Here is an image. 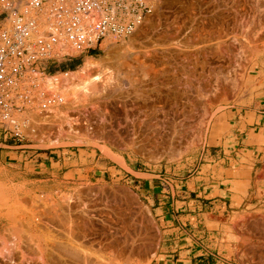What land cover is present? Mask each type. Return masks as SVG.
Instances as JSON below:
<instances>
[{
    "label": "rangeland",
    "instance_id": "1",
    "mask_svg": "<svg viewBox=\"0 0 264 264\" xmlns=\"http://www.w3.org/2000/svg\"><path fill=\"white\" fill-rule=\"evenodd\" d=\"M189 1L188 0H154L155 2L154 9L151 15L149 16L150 22L149 21H147L146 23L144 22V24L137 30V32L133 36L123 41H118L117 39L112 37L107 38V40H105L104 42V45L105 44L106 45L105 46L103 45V50L97 51L98 54H100V56H98L97 59L92 57H86L90 52L81 55L80 54L81 52L79 51L80 53L78 52V54H73L76 55V58H79L81 61V65L80 67H78L76 71H79L81 69L86 59L88 58H92L94 60L100 61L102 59H105L104 57H107V55L112 53L113 56L115 57L112 60L114 62L111 63L109 67L111 68V70L108 75L112 79L116 76L118 78L122 76L123 79L119 78L121 80L119 81L122 83H124L126 80V82L124 83L125 84L124 88L119 92L122 93L125 90L123 94L125 95L126 93L129 94L131 99L132 97L134 98L139 95L140 96L145 95L144 93H142L143 89L145 90L144 92L146 93V91L149 88L146 87L131 88L130 85L128 84V81L132 78V75L134 78L136 77L140 80H141V78H139L140 76L142 77V79H145L142 70L140 71L136 70L137 72L134 69L133 72L132 70L125 71L127 68H124L125 67L124 64L130 63L131 65L134 64L135 66L136 60H138L137 57H142L141 55H144L143 58H146L148 61H146V59L144 60L140 58L141 60L147 62V64L150 63L149 65L146 64L148 67L151 65V63H154L153 61H155L156 59L153 58L155 57V55L153 54L160 52L158 47L161 46L160 43L162 44L161 41H159V43L157 42L158 37L156 32H158V30L159 31L165 30L164 28L166 27L167 28L171 27V29L173 30L174 29L173 27L175 25H178L179 28L178 26H176L175 29L176 28H178L177 30H181L180 28L184 29V30L182 29L179 32L181 36L183 32L186 33L185 29H187V25H188L187 32H190L189 29L192 27V24H190L191 22L190 20H188L189 14H187L188 9H186L189 8L187 7V5L189 6L190 4ZM248 2L250 4H247L248 6L246 5L247 11L250 10V8H252L251 12L253 9L254 11L256 9L257 10L256 13L258 14L259 11L258 6H260L259 3L261 1L259 2L257 0L251 1L254 4L258 2L256 4L257 7L255 8L254 6L252 7V3L249 0ZM240 5L238 7L241 9H239L236 5H234L236 6V8L231 11L232 16L235 13L233 17L238 15L236 22H235L236 17L233 20L231 14L229 15V18L232 17V19L229 20V18H227L226 20L227 22L228 21L232 22V20L234 21V23L226 22V24L228 25L230 24V25L229 27L225 28V30L227 29L231 30V31L228 30V32L230 31L228 37L229 39H231L233 36L234 42L232 43H234L233 44L234 47L233 46L228 47L230 49L233 48L232 50H229L228 48L225 49L224 47L223 50L224 49L225 50L224 51L222 49L221 50L225 52V54L228 53L230 57L227 54H226L227 56L223 55L224 53L221 52L220 50L219 51L221 52L220 54L223 53L222 54L223 57L221 58H220L221 55L219 54L218 59L220 58L221 59V60L219 59L220 61L216 60L217 59L216 56L218 54L217 52L214 53L215 51L212 52L216 56L212 54L211 57L209 58L211 62L213 59L215 60V61L213 60L214 63L212 62V67H214L213 69L215 70V72L212 71L213 69L212 70L210 69L211 70L210 71L208 66H205L206 68L201 69L203 66L202 64L199 65V67H201L199 69L198 66L197 67L192 66V65H198L203 62L202 61L203 58L200 59L201 56L203 57V55H201L200 53L202 52V49L200 48H203V44L200 45L198 44L197 46L188 43L184 45L183 43V46L180 47L179 51H177L178 53L172 52V55L170 54L168 56V57L171 56L173 58V59L172 58L168 59V61L171 64L172 69L176 71L175 73L176 75H172L174 74L173 71L170 74V76H172L171 80L172 78L174 79V81L173 80L171 81V84L173 85L174 83H176L177 79H180V81L178 80L180 85L177 82L176 83L177 86L173 85L174 87L172 86V90L176 91L174 89L180 86L176 89L180 90L182 92V95L185 94L183 96H187L188 98H191V102L189 104L187 103V105L185 104L184 108H187L186 110H189V112L191 111L192 113L191 114L187 112L186 114L189 115L191 114L190 115L191 117L194 115V118H191V121L193 122L190 123L189 121L188 123L190 125L188 124L189 126L187 128L182 127L183 131L187 129L186 131L184 132L182 130L179 131L178 128L179 133L181 131L184 133V134L182 133V136H180V134L176 131L177 128L170 123L167 124L170 125V127H172L173 130L169 126L168 128L166 126L167 125L166 123H165L166 125L164 126H166L168 129L163 127L162 130L161 128L163 124L160 123L161 125L160 132H162L161 134L159 132L160 129H158L160 125L158 127L154 126L153 129L152 128L150 129L149 126L148 128L150 130L146 129L145 131V129L142 128L139 129L138 131L137 129H133L125 125L124 122L121 123L115 119L111 120L109 115L105 119L106 117L105 112H101L100 114L90 115L89 116L90 119H89L88 117L86 118V115L84 114V110H88L90 108L86 109L82 105L77 106V103L75 104L76 107H74L75 105L73 106V108L67 107L65 104H63L60 101L61 98L60 92L59 93L57 92L55 94L49 90L47 92L46 88H45L46 90L43 89L44 86L41 85L42 84L41 82L45 83L48 77H54L55 75L63 74L65 72H72L70 70L63 71L61 70L60 67L62 64L69 62V60L67 61L62 60L59 67H55L51 65L48 66V68L45 71L40 72V71L32 70L27 74V81L24 83L25 86L29 87L30 96L27 99L25 98V100L20 104V109L14 110L11 113V115L15 116V119L17 120L20 126L23 136L21 138L15 136L13 133L15 131L14 130L15 128L9 123V121L6 122L8 125L5 126V123H3L5 121L0 117V136H2L0 142H3L5 144H10L9 142H16L17 144L30 145L27 147H23L21 150H31V151L41 150L44 152H49L50 150H58L62 155L65 153L69 154V152H72L71 155L74 156V158L79 159L78 161L79 163L76 166L78 172L76 177L71 175L69 176L68 179L73 180V182L62 183V185H65L67 187H62L60 185L56 186V188H59L57 191L27 192L23 189V186H21L20 188H15L13 190H11L10 188H3L0 186V250L1 251H4V253L6 252V254L12 253L11 254L12 256L14 255L16 256V254L18 253L19 255L17 254L16 257L18 261L16 262L18 264H21L22 263L21 259L24 257V255H26V258L31 257L32 254L35 252L33 251L34 249L31 247L32 242L29 240L28 237L29 235H31V233L34 235H38L41 238L44 237L48 238L49 235L47 233L50 232L52 237L56 241H58L60 238L63 237L60 235L61 234L63 235L64 230H65L64 233L66 235L68 233L75 236L89 235L91 232V226H89V221H90L89 218L92 219L93 216L89 217L87 215L88 211L91 213L96 212L93 218L94 224L99 222L100 224L99 223L98 224L100 226H103L104 224L109 228H110L109 225L112 226L111 230L113 231H111L110 229H106L103 226L105 232L109 233L107 230H110V232L117 231L116 233L115 232L114 233L118 234V236L112 237L113 240L114 238L117 239V237L120 236L123 237L124 239L125 235L123 236V234L127 233L128 231L126 229L127 232L126 231L124 232L125 229L120 228L121 227L120 219L122 215L120 216L118 214L119 213L118 211H121L122 214H124V209L128 208V210L131 211L128 212L126 210V212H128L130 216L136 214L133 215L132 219L134 223L135 220L137 221L135 225L132 222L133 223L132 228L134 229L135 227H137L136 229H138L139 227L138 230L136 229L133 230L131 228L132 232L131 231L129 232H131V234L133 233V231L136 234L137 232H139L138 233L139 235L136 236V241L134 244L137 243L135 246L137 245L139 246L140 245L139 243H141L142 246L140 245L139 248L138 246L137 248L135 247L136 248L134 249L135 251H130V252L128 251V253L125 256H119L117 259L120 264H151L152 262L151 260L156 253L157 246L159 243L160 226L157 217L154 215L153 210L151 209L148 199L146 198L145 194H143L142 191L138 189L137 184H139L138 183L139 179L135 175L136 172L138 171L147 172L149 173V175H146L148 178L147 180L163 181L165 186L167 187H171L170 184L172 185L174 184V182H172L171 180H178L179 181L178 185L180 186L183 184H187L186 180H189L192 177L207 176L209 169L212 170L213 166L212 165L203 166V164L210 163L209 160H205L206 159L205 156L209 152H211V156L209 157H212V160L219 157L216 155H219L220 150H223L225 148L224 144H228L229 140H231V136L229 135V133L232 132L231 131L232 124H235L237 118L245 116L247 113L254 110L256 107L259 108L261 104H264V43L260 45L261 47L259 46L256 47L253 46L252 44H248L246 40L243 39L244 37L243 32H245L246 30L245 27L246 25H244L246 23L244 22V19L246 18L244 16L246 15L245 13H243L244 12L243 6L240 7ZM237 8L238 10H240L238 11V13L240 12L239 14L236 13ZM262 8L263 6H260V10H262ZM157 22H159V25L156 26L160 28L157 27L158 29L156 30V28H153V26H155ZM55 23L56 22H53L52 24L55 26V28H53L54 31H56L57 29ZM184 23L185 24L187 23V25L185 26ZM226 24L224 25V27L226 26ZM233 28L234 30H232ZM167 30L172 31L169 29ZM242 30L244 31L241 32ZM185 33L183 35L186 38V36H188L189 34H185ZM234 37L236 38L234 39ZM180 38L181 37H179V40H181ZM184 39H182V41ZM235 40H237L238 42ZM192 46L195 48H193ZM224 46L227 47L228 45H224ZM182 48H185L184 49L185 51L184 50L183 51L186 52L187 50V53H189L191 48L190 52L191 54H193V56L195 55L194 54L195 51L201 50L198 51V54L195 52L197 55L195 56L197 64L195 61V57L193 58L192 56L187 55V53H186L187 56H185L184 52L182 51ZM192 48L195 51L192 52ZM145 50H148V52L152 50V53H150L151 52L150 51L147 54L149 55L148 58L147 55L145 54V52L147 51ZM153 50H155L156 52L154 51L155 52L154 53ZM180 50L182 52H180ZM226 50H228V52H226ZM229 51H231L232 54L231 52L229 53ZM182 53L184 54L185 57L188 56L189 57L185 58ZM199 53L201 56L199 55ZM79 54L81 56H78ZM151 54L153 55L152 56L153 59L150 58ZM179 55H182L181 56L182 59L179 58L180 57ZM173 56L176 58H174ZM230 58H232L231 59L232 61L230 60ZM171 59L173 61V62L171 61L172 63L170 62ZM191 60L193 64L190 63ZM174 62L177 67L172 65L174 64ZM213 64H215V66L217 67L216 69L215 66H213ZM173 67H175L176 69ZM194 67H196L197 72L195 71ZM190 68H193L195 72L192 71L193 69ZM112 69L114 70L113 72ZM206 69H208L210 73ZM117 70L119 71L118 74H117L118 72ZM198 70L200 72L204 70L202 74L204 75L206 73L205 74L206 76L203 77V75ZM50 72L52 73L49 74ZM126 72L128 73L131 72V74L133 73L132 75H130L131 78ZM199 74L202 76H200ZM125 75L128 76L129 80H127L128 78L124 79L127 77ZM177 75L178 78L175 79L174 77L175 76L177 77ZM118 78L117 79L114 78V79L118 81ZM110 83L108 89L111 87L110 85H113V82L112 84ZM117 83L118 82H116V84ZM112 87L114 88V86ZM138 89L141 92L139 91V93L137 92L138 93L137 94L136 91H138ZM151 89H153L152 86L148 90L149 93L151 92ZM166 91H168V88L166 89ZM119 92H117L116 94H118ZM120 100H122V98H120ZM192 101L193 102L196 101V102L193 103ZM94 104L97 103L94 102L87 107L90 106L92 107V105ZM53 111L55 112L52 113ZM61 112L62 113L66 112L68 115H70L73 118L70 125H67L65 121L63 123L62 120H64L65 118H60V116L62 117V115H59L62 114ZM186 114L184 118L187 116ZM55 121L57 122L54 123ZM194 121L197 123H195ZM49 122L52 124H50ZM194 123L197 125H195ZM54 125L55 128L52 129ZM155 127L158 130L155 129ZM154 130H157L159 134L156 133L157 131H155L154 133ZM174 130L178 134L177 136L175 135L176 133ZM62 131L64 132V134H62L63 133ZM87 134L90 135V137H86ZM3 148L4 150H8V151L16 150L7 147H3ZM236 148H239V145L238 146L236 145ZM106 160L111 161L112 167L110 169L106 167L107 165H104L102 163L103 161ZM10 163L14 164V162L10 159H6V160L4 159V161L1 160L0 170L10 171L12 169ZM212 163L214 162L212 161ZM13 173L0 172V179L8 178L10 179V181H13V179L11 178V176L15 177V174ZM56 173L57 172L53 173L50 171L49 174L47 173L46 174L47 177H51L53 174ZM150 174H157L161 176L154 177ZM262 175L264 176V170ZM195 180L201 185L202 179L197 178ZM51 184H53V182H51ZM60 188H65V189L60 190ZM110 197L112 200L109 199ZM115 200L117 202H113ZM113 203L115 205L116 203L117 204L120 203V205L122 204L121 206L125 208L123 209L121 207V209H123L121 210L119 209V207L117 208ZM83 209H87L88 211L86 210L84 211ZM85 213L87 216H85ZM98 214H100V216ZM118 215L119 217H117ZM251 215L252 216H250V221H252V224L241 226V228H243L246 232L248 229L251 230V232L249 233V236H251L250 246H248L249 241H247L244 243L245 245H243L241 249L239 248L244 236L237 228L239 231L238 235L241 238L239 239L240 243L236 248L234 255L231 256V258L235 260L229 259L232 262H239V264H264V211L259 214H251ZM246 218H248V216L244 217L243 219L246 220ZM113 220L116 221L115 224ZM102 222H104V224ZM116 223L119 224V227L118 224ZM98 224L95 225V227L96 228L98 227L97 229L99 230H97L96 232L100 231L99 232L100 234L97 233L98 235L96 236L101 237L103 235L101 231L103 230H101L102 228L100 229V226ZM113 227L115 228V230L113 229ZM116 228L120 230L118 231ZM141 228H143L142 231ZM140 232L142 233V235L140 234ZM15 233L17 234L19 233L18 237H16L17 234ZM114 233L112 234L109 233L108 235L110 236L113 235ZM103 236L105 237V235ZM121 237L119 239H122ZM59 241H64V240L61 239ZM13 242L16 244H13ZM129 242L131 243V241ZM153 243L155 244L153 245ZM143 245L144 246L147 245L148 247L146 246L144 249ZM28 247H30L29 248L30 250L28 249ZM22 248L23 250H25V252L22 250ZM148 248L151 250L150 254L147 253ZM27 249L29 250V252L26 253V251H28ZM30 251L32 254L30 253ZM55 252L58 253V250L56 249ZM112 255L114 256L113 251H111L110 254L107 255V257H112ZM15 256L13 258L16 260ZM0 262L5 263L4 261H2V259H0ZM7 264H9V262H7Z\"/></svg>",
    "mask_w": 264,
    "mask_h": 264
},
{
    "label": "bare ground",
    "instance_id": "2",
    "mask_svg": "<svg viewBox=\"0 0 264 264\" xmlns=\"http://www.w3.org/2000/svg\"><path fill=\"white\" fill-rule=\"evenodd\" d=\"M249 1L251 2L252 0H249ZM257 1L258 2L261 1L259 4H260V6H263V8H262L263 11L260 10V6H258V9H259L258 14L256 13L257 12L256 9H255V11L253 9L252 12H251V9L252 8H250V7H249L250 10L247 11L246 5L247 4H250L248 2V0H198V1L197 0H190L189 1L190 4L188 2L189 6L187 5V7H189V8H186V9H188V11H189V12L187 11V14H189V19L188 20H190V22H191L190 24H192V27H191L192 29L190 28L189 29L190 32H187L188 25H187V23L186 24L184 23L185 26L187 25V29H185L186 30V33L183 32V31L182 32H183V34L184 33L185 34H189L188 36L185 35L186 38L184 37L183 34H181V36H180L179 32L183 28H180L181 30H177L179 28L178 25H175L174 27L171 25L174 28L173 30L171 29V27L170 28H167L166 27V28H164L165 30H162V28H161L162 31H159V30H158V32L155 31L157 33V37H158L157 38V42L159 43V41H161L162 44L160 43L161 46L158 47L160 52L159 53H156V54H153V55H155V57H153V58L156 59L155 61L152 60L154 63H151V65L148 67L147 65H149L150 63L147 64V62L141 60V59H144L145 60L146 58H143L144 55H141L140 54L142 57H137L138 60L135 59L136 60L135 66H134V64L131 65L130 63L129 64L125 63L124 64V66H125L124 68H127V69L125 70V69L121 68V69H123L125 71H127V70H130L131 71L132 70V72H133V69L135 71L136 70H139V71L142 70L143 76H145V79H142L141 76L139 77V78H141V80L138 79V78H136V77L134 78L133 75H132L133 73L131 74V72L130 73L126 72V73L129 75V77H130V75H132V78L130 77L131 79L129 80L128 76L125 75L127 77L124 78V79H127L128 78L127 79V80H129L128 81V84L130 85L131 88L132 87H135V88L136 87H140V88H145L146 87V88H149L150 89L151 86H152L153 89H151V92L154 90L155 93H154V91L152 93L151 92L149 93V91H148L149 89L145 93L144 92L145 90L143 89V92L142 93H144L145 95H141V96L139 95V96L134 97V98L132 97V99H131V97H130L129 94H127V93H126V95L123 94L125 92V90L122 93L119 92V91H121L124 88V86H125L124 83L126 82V80H125L124 83H122V82H120L121 81L120 79H123L122 76L119 77L120 79L117 76L116 77L113 76L116 79L118 78V81H116V79H114V78L112 79L108 75L110 73V70H111V68H109V67H110L111 63L114 62L112 60L115 57V56H113L112 53H110L109 55H107V57H104L105 59H102L100 61L94 60L92 58L86 59L84 65L81 67V69L79 71L65 72L63 74L55 75L54 77H48L46 79V82L45 83L44 82H41L42 83L41 85L44 86V88L43 87L42 88L44 90L47 89V92H48V90L49 91H52L54 94L57 93V92L58 93L60 92L61 93L60 94V96H61L60 101L63 104H65L67 107H69V108H73V106L76 103H77V106H81L82 105L86 109L90 108L88 110H84V114L86 115V118L87 117L89 118L90 115L100 114L101 112H105L106 113L105 119L109 115V117H110L111 120L115 119L118 122H121V123L124 122L125 125L129 126L130 128L137 129L138 131H139V129H142V128L145 129V131H146V129L148 130L149 128L150 129L151 128L153 129L154 126L158 127L160 125V123L163 124L162 125V128H161L163 130V127H165V128H167L168 126L170 127V125H168L170 123V124L174 125L177 128L176 131L179 133L180 130L183 131V128L182 127L187 128L190 125L188 123L189 121H190V123L193 122V121H191V118H194V115L191 117L190 116L192 114L191 111L189 112V110H186L187 108H184L185 107V104L187 105V103L189 104L191 102V98H188L187 96H183L185 94L182 95V92L180 90L176 89V88H178L180 86L176 87L175 89L173 88L176 91H173L172 90V86L173 85L174 86H177L176 83L177 82L179 83L180 79H177V81L175 80L176 83H174L173 85L171 84V81L172 80L174 81V79L172 78V80H171V77L172 76H170V74L173 71L174 74H172V75H176L175 74L176 71L174 69H172V66H171V64L168 61V59H170L172 57L171 56L168 57V56L170 54L172 55V52L178 53L177 51H179L180 47L183 46V43H184V45L186 43H188V44H193V45H197V46H198V44L199 45L200 44H203V48H200V49H202V52H200V53H201V55H203V57L199 53V55L201 56L200 59L203 58L202 59L203 62L200 63V64H198V65H192L193 63H192V60H191L190 63H192L191 64L192 66H196V67L198 66V69L201 68V67H199V65L202 64L203 66H202L201 69H204V68H206L205 66H208L209 67V70L210 69L212 70L214 68V67H212V62L214 63L215 60L213 59V56H212V59L214 61L213 60H212V62L210 61L209 58L211 57V55L212 54L215 55L214 53L217 52L218 55L217 56L215 55L217 57V59L216 58L215 59L218 60V61H220L221 60L220 58L223 57L222 56L223 53H224L223 55H226L227 54L229 56L228 53L225 54V52H223V51L226 48H228L229 46L230 47H232V46L234 47V45H233L234 43H232V42H234L233 36L231 38L232 41L228 37L229 36V32L231 30L230 29L225 30V28L226 27H229V25H230V24L229 25L226 24L227 18H229V15L231 14V11L234 10L239 3L241 4V5L239 4L240 7L243 6L244 12L243 11L242 12L245 13V15H246V16H244V17H246L244 19V22H246L244 24V25H246L245 26L246 27V30H245V32H243L244 30L241 31V32H243V36H244L243 39H245L248 44H252L253 46H256V47L257 46L261 47L260 45H262V43H264V25H263L264 24L263 23L264 22L263 21L264 20V0H257ZM256 4L252 3V7L253 6H254V8L257 7ZM234 5H236V6H234ZM244 5H245V8H244ZM238 8H237V12L236 13H238V11H240V10H238ZM239 9H241V8H239ZM234 14H233V16H234ZM231 16H232V14H231ZM232 17L229 18V20L232 19ZM235 17H236V19H235V22H236V20L238 18V15H236ZM235 17H233V20H234ZM186 19H187V17H186ZM233 20H232V22L234 23ZM147 21L150 22L149 17H147L145 23ZM229 22L232 23L231 21H228L227 23H229ZM225 24H226V26L224 27ZM156 25H159V22H157V24H155V26H153V28H156V30H157L160 27H158ZM176 26H178V28L175 29ZM153 28H152V30H153ZM167 29L172 30V31H168ZM228 30H230V31L228 32ZM232 30H234V28ZM156 33H155V35H156ZM179 37H181L180 38L181 40H179ZM182 37H184L185 39L182 38ZM226 37H227V39H226ZM235 38L236 37H234V39ZM182 39H184V40L182 41ZM228 40H230V41H228ZM235 41H237V40H235ZM237 42H235V43H237ZM181 43H182V45H181ZM70 45L69 44H67L66 46H65V44L62 45V48H60L61 49L60 50V53L61 54H65V53L78 54L79 51L73 50V48ZM224 45H228V46L226 47ZM223 47L225 48L224 50H223ZM185 48H182V51ZM193 48H195V47H193ZM193 48H192V52L195 51ZM228 49L229 50H232L233 48L232 49L228 48ZM174 50H176V51H174ZM220 50H221V52H223L222 54H220L221 53V52H219ZM145 51H147V52H145ZM145 51L144 52H145L146 55L150 51H151L150 53H152V50H150L149 52H148V50H145ZM154 51L155 50H153V52ZM182 51L180 50V52H182ZM190 51H191V48H190ZM190 51H189V53H187V50H186V52H184L185 56L190 55V56H192L194 58L195 56H197L196 53L198 54V51H201V50L195 51L196 53L194 52V54H195L194 56H193V54H191ZM212 51H215V52L213 53ZM226 52H228V50H226ZM230 52L231 51H229V53ZM186 53H187V55H186ZM184 54H183V56H184ZM219 54L221 55L220 58H219L220 60L218 59ZM231 54H232V52H231ZM153 55L151 54L150 55V58H152ZM174 55H176V54H174ZM148 56L149 55H147V58H148ZM177 56H178V54H177ZM179 56H180L179 58H181L182 55H179ZM184 57H183V59H184ZM188 57H185V58H188ZM174 58H176V57H174ZM172 59L170 60V62L172 61ZM231 59L232 58H230V60ZM188 60H190V59H188ZM198 60H199V57H198ZM146 61H148V60L146 59ZM149 61H151V60H149ZM195 61H196V57H195ZM196 64H197V61H196ZM172 65H174L175 67H177L176 64H175V62ZM216 65H217V63H216ZM213 66H215V64H213ZM222 66H220V67H222ZM175 67H173V68H175ZM196 67H194V69L197 72ZM216 68L217 67L215 66V69ZM190 69H193V68H190ZM194 69L192 71H194ZM206 70L209 72L208 69H206ZM113 71L114 70L112 69V72ZM212 71L215 72L214 69ZM202 72H200V73L202 74ZM118 73H119V71L117 72V74ZM177 74H178V71H177ZM205 74L204 75L202 74L203 77L206 76ZM202 75H200V76H202ZM174 78L175 79L178 78V75H177V77L175 76ZM113 80L116 81V82H118V83L116 84V82H114ZM112 82H113V85H110L111 86L110 88H113L112 86H114V88L113 89H110L109 88L110 89L109 90L108 89L109 83L112 84ZM39 84H40V81H39ZM179 85H180V83H179ZM167 88H168V91H166ZM43 89H41V90H43ZM115 89H117L118 91L115 90ZM139 91L140 90L138 89V91H136V93L137 92L139 93ZM117 92H119V93L116 94ZM128 93H130V92H128ZM134 93H135V91H134ZM120 98H122V100H120ZM184 100H185V102H184ZM94 102H96L97 104L92 105V107L91 106L90 107H87V106H89L90 104H92ZM195 102H193V103H195ZM74 107H76V105ZM54 112L55 111H53L52 113H54ZM187 112H189L191 114L190 115L189 114H186ZM185 114L187 116L184 118ZM59 115H62V117L60 116V118H65L64 120H62L63 123L65 121V123H67V125H70L71 124V121H72L73 118L70 115H68L66 112L65 113H62V114H59ZM56 116H55V118H56ZM56 122L57 121H55L54 123H56ZM165 123L166 124L168 123V124L166 125ZM195 123H197V122H195ZM50 124H52V123H50ZM58 124H60V123H58ZM55 125H54V127H52V129L55 128ZM164 125H166L167 127L164 126ZM195 125H197V124H195ZM49 126H51V125H49ZM144 127H146V128H144ZM156 127H155V129H157ZM160 127H161V125L159 126L158 129H160ZM165 128H164V130H165ZM170 128L172 129V127H170ZM178 128H179V131H178ZM161 129L159 130V132L161 131ZM157 130H154V133ZM186 130H184V131H186ZM176 131H175V133H176ZM182 131L179 133L180 136H182V133L184 132V131L183 132ZM49 132H50V130H49ZM156 133H158V131ZM161 133L162 132H160V134ZM62 134H64V132ZM152 134H153V132H152ZM175 135L177 136L178 134L176 133ZM86 137H90V135L87 134ZM109 199H111V197ZM109 199H107V200H109ZM113 202H117V201L115 200ZM117 205H120V203L119 204L116 203L115 206L117 208L119 207V209H121V207H122L121 205L122 204L120 206H117ZM69 208H71V207H69ZM122 208L124 209L125 207H122ZM119 209H117V210H119ZM123 209H121V210H123ZM83 210L84 211L85 210L88 211L87 209H83ZM115 210H116V208H115ZM126 210L128 212L131 211V210L129 211L128 208L127 209H124V214H122L121 211H118L119 212L118 214L120 216L122 215L121 216V219H120V226H121L120 228L125 229L124 232L127 229L128 232L127 231L126 232L129 233V234H127V233L123 234V236L125 235L124 236L126 238V239L124 238L125 240L123 239V237L120 236L124 241L122 239H119L120 237H117V239L114 238V240H113L112 237L118 236V234H115L117 231H114L115 233L114 232H110L112 226L109 225L110 226V228H109V227H107L104 224V222H102L104 224V225L103 224L102 225L106 229H110V230H107L109 233H111V234L114 233L115 234V235L113 234V235H110L109 236L108 235L109 233H107V232L104 231L105 229H103V226H100L99 225L100 224L99 222H98L99 224L96 223V222H95L96 224H94L93 218H94L96 212L95 213L94 212L91 213V212L88 211L87 215L89 217L90 216H93L92 219L89 218L90 219L89 226H91V232H90L89 235L75 236V235H71L70 233H68L66 235L64 233L65 232V230H64L63 235L60 233L61 234L60 236H63V237L59 239V240L63 239L64 241H59V240L56 241V240H54V238L52 237V235H51L50 232L47 233L49 235L48 238H45V237L44 238H41L40 236L34 235L32 233H31V235L28 234L29 235L28 236L29 237V240L32 242L31 243V245H32L31 247L34 249L33 251H35V252L32 254L31 251H30V253L32 254V256H31L32 258L31 257H27L26 258V255H24V257L21 259V262H22L21 264H26V263L27 264L28 263L29 264H32V262H33V264H35V263L36 264H120L117 258L119 256H125L128 253V251L129 252L130 251H135L134 249H136L137 246H138V245L135 246L137 243L136 244H134V243L136 241V236L139 235L138 234L139 232L136 231L137 232V234H136L133 231V233L131 234L132 229H133L132 228V225L134 223V221H133L132 218H133V215H136V214L131 215L132 216L131 217L130 214H128V212H126ZM113 213H114V211H113ZM87 215L85 213V216H87ZM98 215L100 216V214H98ZM119 215L117 217H119ZM109 218H112V217H109ZM109 220H111V219H109ZM101 221H102V219H101ZM136 221L137 220H135V223H136ZM20 222H22V221H20ZM115 222L116 221H114V224H115ZM135 223H134V225H135ZM97 224L100 226V229L102 228L101 230H103V231H101V232H102L103 235H105V237L103 235L102 236L100 235L101 237L96 236V235L100 234L99 233L100 231L96 232L97 230H99V229H97L98 227L97 228L95 227V225H97ZM116 224H118V223H116ZM137 224H136V226H137ZM114 227H113V229L115 230ZM118 227H119V224H118ZM136 228L137 227H135L134 229H136ZM116 229L118 230V228H116ZM138 229H139V227H138ZM138 229H136V230H138ZM142 229L143 228H141V231H142ZM111 231H113V230H111ZM121 231H123V230H121ZM129 231H131V232H129ZM15 234H17V233H15ZM18 234L16 235V237H18ZM126 234H127L128 238H127ZM140 234L142 235L141 232H140ZM120 240H122L123 242L120 241ZM138 240H140V239H138ZM129 241H131V243ZM155 243H157V242H155ZM155 243H153V245ZM13 244H16V243L13 242ZM13 244H12V246H13ZM139 244L142 246L141 243H139ZM14 246H16V245H14ZM139 246H138V248H139ZM146 246H144V249H145ZM29 248L30 247H28V249ZM56 249L58 250V253L55 252ZM22 250H23V248H22ZM29 250L26 251V253L29 252ZM147 250H148L147 253L150 254L151 250L149 248ZM23 251L25 252V250H23ZM111 251L114 252V256L112 255V257H107V255H109ZM9 252H12V251H9ZM107 252H108V254H107ZM141 252H142V250H141ZM11 254L12 253L6 254V252L4 253V251H1L0 250V259H2V261L5 262V263L0 262V264H7V262H9V264H18L16 262V261H18L17 258H16L18 253L16 254V256L14 255L15 258H16V260L13 258L14 256H12ZM13 254H15V253H13ZM131 254H132V252H131ZM148 254H147V257H148Z\"/></svg>",
    "mask_w": 264,
    "mask_h": 264
},
{
    "label": "crops",
    "instance_id": "3",
    "mask_svg": "<svg viewBox=\"0 0 264 264\" xmlns=\"http://www.w3.org/2000/svg\"><path fill=\"white\" fill-rule=\"evenodd\" d=\"M89 52L86 57L100 56L97 50ZM74 59L79 58L69 62ZM231 131V140L216 155L219 157L212 160L211 152L205 156L210 163L203 166H213L207 176L192 177L180 186L178 180H171L174 184L167 187L163 181L147 180V172H136L138 189L148 199L160 226L151 264H239L229 260L240 243L239 231L244 236L239 248L247 241L250 246L251 230L246 232L241 226L252 224L251 214L264 211V104L238 117ZM9 143L0 142V158L14 164L10 163V171L0 172H14L15 177L11 176L13 181L0 179L3 188L23 186L27 192H51L59 185L67 187L62 183L73 182L68 179L70 175L77 176L79 159L72 152L62 155L58 150H21L30 145ZM102 163L112 167L110 160ZM50 171L57 173L47 177ZM197 178L202 179L201 185ZM247 216L246 221L243 218Z\"/></svg>",
    "mask_w": 264,
    "mask_h": 264
},
{
    "label": "built area",
    "instance_id": "4",
    "mask_svg": "<svg viewBox=\"0 0 264 264\" xmlns=\"http://www.w3.org/2000/svg\"><path fill=\"white\" fill-rule=\"evenodd\" d=\"M154 0H0V117L22 131L11 115L30 96L27 74L59 67L76 55L103 50L107 38L127 40L154 9ZM53 22H56V31ZM78 56H81V55ZM42 69V70H41ZM33 86V85H32ZM7 128V127H6Z\"/></svg>",
    "mask_w": 264,
    "mask_h": 264
},
{
    "label": "trees",
    "instance_id": "5",
    "mask_svg": "<svg viewBox=\"0 0 264 264\" xmlns=\"http://www.w3.org/2000/svg\"><path fill=\"white\" fill-rule=\"evenodd\" d=\"M79 65H81L80 59H74L71 62H67V63L62 64L60 67H61V70H63V71L64 70L74 71L77 69V66H79Z\"/></svg>",
    "mask_w": 264,
    "mask_h": 264
}]
</instances>
